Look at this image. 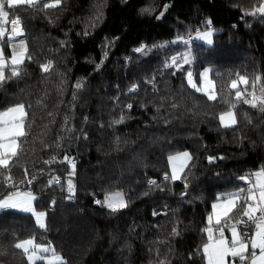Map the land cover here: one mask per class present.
Here are the masks:
<instances>
[{
    "label": "trees",
    "instance_id": "obj_1",
    "mask_svg": "<svg viewBox=\"0 0 264 264\" xmlns=\"http://www.w3.org/2000/svg\"><path fill=\"white\" fill-rule=\"evenodd\" d=\"M98 3L104 5L103 17L96 21ZM256 3L64 0L62 9L46 13L17 7L24 29L20 38L31 60L25 58L19 78L0 87V110L31 104V135L13 172L23 179L28 168L36 176L20 189L37 196L34 207L45 211L46 227L39 228L30 214L0 212V244L7 248L0 264H28L12 244L33 237L37 243L50 242L67 264H155L164 256L170 264H204L193 254L206 239L202 229L212 203L244 188L239 177L264 166V112L234 96L237 90L247 96L254 76L264 80V16L245 15ZM145 8L152 9L151 14L143 12ZM208 28L214 31L212 46L193 42L190 65L165 67L188 46L172 41L182 35L191 39ZM141 46L144 51L136 53ZM47 61L53 68L43 73L40 66ZM204 67L212 69L216 101H208L187 83V71L198 83ZM237 74L249 83H239ZM153 79L154 85L148 83ZM232 80L236 89L230 87ZM77 81L84 87L73 101ZM133 85L138 90L130 92ZM224 101L237 104L239 123L228 129L218 119L229 107ZM128 104L130 110L125 109ZM121 115L127 117L124 122L113 124ZM182 151L192 160L180 179L165 181L168 157ZM65 155L76 160L72 200L66 199L71 167L59 163ZM51 156L57 162L44 164ZM209 156L217 159L210 163ZM50 176L61 178L63 190L48 187ZM150 179L160 187L149 188ZM115 191L130 198L128 207L112 213L94 202ZM173 227L179 235L172 234Z\"/></svg>",
    "mask_w": 264,
    "mask_h": 264
},
{
    "label": "snow or ice",
    "instance_id": "obj_2",
    "mask_svg": "<svg viewBox=\"0 0 264 264\" xmlns=\"http://www.w3.org/2000/svg\"><path fill=\"white\" fill-rule=\"evenodd\" d=\"M63 3L64 0H0V87H3L4 83L12 78H19L24 71L22 65L25 58L31 60L25 40L16 41L17 37L24 36L22 18L15 14L17 7L27 6L20 7L19 11L31 10L36 13H46L47 10L62 9ZM103 6L99 3L95 6L96 21L101 20L103 17ZM142 11L151 14L152 9L145 8ZM257 14L264 16V0H257L252 11L245 12V15L256 16ZM206 23L210 26L212 21L208 19ZM7 25H11V28L6 29ZM6 32L7 39H5ZM212 37L213 31L209 28L203 33L197 31L195 39L202 40L211 46L213 44ZM178 41H182L185 45L190 43V40L184 39V37H178L172 43L175 44ZM7 45H12L10 59L5 55ZM134 51L142 53L144 48L141 46L134 49ZM192 62L193 56L191 55V49H189L186 53L172 56L170 63H166L165 67H180L190 65ZM40 67L43 73H49L53 68V63L47 61L41 64ZM99 67L98 64L97 68ZM211 71L212 69H205L200 74L202 86H198L194 81L192 71L186 72V78L188 85L195 92L202 93L208 101H216L217 93L214 80L209 75ZM237 75L240 82L245 85L249 83L246 76ZM148 83L154 85V79L148 81ZM83 87L84 82L81 81H77L73 85V101L77 98V92L82 90ZM230 87L236 89L237 81L232 80ZM60 90L63 91V84ZM137 90L138 85H133L129 89L130 92ZM234 96L235 101H242L244 104L264 112V80L261 76L256 75L253 77L252 91L247 96L239 90L235 91ZM224 102L228 103L229 107L218 114V119L220 126L228 129L239 123L238 113L235 111L237 104L234 101ZM37 103L40 104L41 101L38 100ZM126 107L130 110L132 105L128 104ZM173 107H176V105L173 104ZM30 108L31 104L26 105L24 102H20L5 110H0V192L5 189L9 190L7 194L0 196V210H19L32 213L35 216L37 225L41 229H45V211L37 212L34 208V201L37 200V196L31 190L20 189L22 184L31 185L36 176L34 174L30 175L28 168L23 169V179H20L19 175L13 172L14 167L20 166V156L25 152L24 145L28 143V137L31 135L32 121L29 119L28 111ZM52 115L51 112L48 113V116ZM126 118L125 115H121L119 119L114 120L112 123H123ZM245 119H247V116H245ZM248 123H251V120H248ZM64 125H68L67 116L64 117ZM84 138L86 139L87 136L85 135ZM44 147H48V145L44 144ZM56 147H60L59 142H57ZM207 159L211 163L217 157L209 156ZM219 159H223V157H219ZM168 160L172 164V173L171 176L165 173L164 180L175 181L181 178V173L188 166V162L192 160V156L189 152H181L170 155ZM176 161H182V163L177 166ZM55 162H57L55 156L43 161L46 165ZM64 162H67L71 167V171L67 174L68 196L66 199L72 200L76 194L72 179L76 175V162L68 155H65L64 159L59 161V163ZM239 179L244 181L247 187L239 188L235 192L218 197L219 202L212 205V212L207 217V226L202 229L206 239L193 255H200L204 264H264V166L254 172L240 176ZM185 180H187L186 176ZM148 184L149 188L160 187L155 180L150 179ZM53 185H59L62 190L64 188L59 176H50L48 187ZM187 186L186 182L185 187L187 188ZM147 194V192L144 193V195ZM128 199H125L123 192L116 191L106 194L103 201L97 199L94 202L102 207H107L112 213H116L128 207ZM50 203L54 207L56 202L53 200ZM153 215H159V213L154 212ZM225 229L230 232V237H226ZM172 234L179 235L177 227H173ZM12 247L21 250V254L26 257L28 264H37V261H46V264H67L57 254V250L51 246L50 242L47 245L37 243L34 237L16 241L12 244ZM6 252L7 248L0 244V255L6 254ZM157 256L159 257V250H157ZM155 264H170V261L167 256H164L158 258Z\"/></svg>",
    "mask_w": 264,
    "mask_h": 264
},
{
    "label": "rangeland",
    "instance_id": "obj_3",
    "mask_svg": "<svg viewBox=\"0 0 264 264\" xmlns=\"http://www.w3.org/2000/svg\"><path fill=\"white\" fill-rule=\"evenodd\" d=\"M207 30H209V28L208 29H204V30H201V31H199L200 33H203V32H205V31H207ZM213 31V30H212ZM213 33H214V31H213ZM196 35H197V32L196 33H193L192 34V36H191V39H189L188 38V40H190V43L188 44V46H187V48H184L183 50H182V54L183 53H186V52H188L189 51V45H191L193 42H197V43H201L202 45H204V46H207V47H210L208 44H206L204 41H202V40H198V39H195V37H196ZM179 37H185V35H182V36H179ZM21 38H18L17 37V39H16V41L18 42L19 40H20ZM185 39V38H184ZM176 40H177V38H176ZM178 42H180V41H178ZM183 43V42H182ZM8 47H9V55H6L9 59L11 58V49H12V45H7ZM212 46V45H211ZM205 69H210L209 67H204L201 71H200V74L202 73V71L203 70H205ZM200 74H199V81H198V83H197V85L198 86H202V81H201V79H200ZM210 75V74H209ZM211 78V77H210ZM239 83H242V82H240L239 81ZM238 85V84H237ZM248 95V94H247ZM5 109H7V108H5ZM5 109H2V110H5ZM220 122V121H219ZM182 152H187V151H182ZM178 153H181V152H178ZM177 154V153H176ZM173 155H175V154H173ZM176 164H177V166H179L181 163H182V161H176L175 162ZM189 163V162H188ZM185 169V168H184ZM171 173H172V164H170L169 163V160H168V174H169V176H171ZM182 174V173H181ZM178 180V179H177ZM176 181V180H175ZM116 192V191H115ZM113 193V192H112ZM111 194V193H110ZM228 194V193H227ZM104 200V198L103 199H101V201H103ZM219 201H218V199H216L213 203H212V205L214 204V203H218ZM212 205H211V210H210V214H211V212H212ZM35 208V207H34ZM104 208H107V207H104ZM36 209V208H35ZM108 209V208H107ZM3 210H0V212H2ZM11 211H16V212H21V211H19V210H11ZM37 212H39L38 210H36ZM21 213H25V212H21ZM26 214H30L32 217H33V219H34V221H35V223H36V225H37V222H36V219H35V216H33L32 215V213H26ZM209 214V215H210ZM44 223H45V218H44ZM38 226V225H37ZM39 227V226H38ZM40 228V227H39ZM225 235L227 236V237H230V232L227 230V229H225ZM46 255H48V254H46ZM59 255V254H58ZM26 258V257H25ZM37 262H42L43 264H46V261H37Z\"/></svg>",
    "mask_w": 264,
    "mask_h": 264
},
{
    "label": "built area",
    "instance_id": "obj_4",
    "mask_svg": "<svg viewBox=\"0 0 264 264\" xmlns=\"http://www.w3.org/2000/svg\"><path fill=\"white\" fill-rule=\"evenodd\" d=\"M242 19H243V17H242ZM238 20H241V18H238ZM10 28H11V25L6 26V29H10ZM6 38H7V32H6ZM18 38H20V37H18ZM125 109H128V108L125 107ZM72 158L75 160V157H72ZM75 162H76V160H75ZM146 185H149L148 182L146 183Z\"/></svg>",
    "mask_w": 264,
    "mask_h": 264
},
{
    "label": "crops",
    "instance_id": "obj_5",
    "mask_svg": "<svg viewBox=\"0 0 264 264\" xmlns=\"http://www.w3.org/2000/svg\"><path fill=\"white\" fill-rule=\"evenodd\" d=\"M17 39V38H16ZM8 47V46H7ZM8 50H9V47H8ZM244 182V181H243ZM244 184H245V182H244ZM245 187H247V185L245 184ZM227 237V236H226Z\"/></svg>",
    "mask_w": 264,
    "mask_h": 264
},
{
    "label": "water",
    "instance_id": "obj_6",
    "mask_svg": "<svg viewBox=\"0 0 264 264\" xmlns=\"http://www.w3.org/2000/svg\"><path fill=\"white\" fill-rule=\"evenodd\" d=\"M7 211H9V210H3L2 212H7Z\"/></svg>",
    "mask_w": 264,
    "mask_h": 264
}]
</instances>
